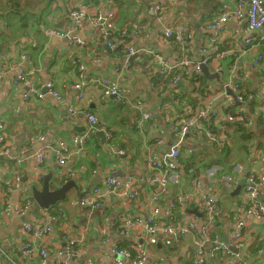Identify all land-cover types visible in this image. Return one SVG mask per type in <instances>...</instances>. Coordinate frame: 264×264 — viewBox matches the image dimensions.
<instances>
[{"label": "crops", "instance_id": "crops-1", "mask_svg": "<svg viewBox=\"0 0 264 264\" xmlns=\"http://www.w3.org/2000/svg\"><path fill=\"white\" fill-rule=\"evenodd\" d=\"M236 1L182 0L176 3L174 0H161L164 22L159 23L149 11L150 0H97V3H86L85 0H0V68L5 66L0 69L3 71L0 76V120L7 125L10 144L8 156L0 159V186H5L1 184L2 181L19 176L17 192L24 183L41 187L43 177L49 174L53 175L50 183L74 180L77 184V188L70 189L66 199L61 201L59 214L55 206L45 209L36 202L26 213L13 209L3 214L4 204L0 198V243L5 251V254H0L1 264H40L38 257L28 259L26 263L25 258L8 245L10 241L17 244L27 241L28 237L21 229L24 222L44 225L52 224L51 220H55L52 225L57 233L53 238L39 241L49 250V262L54 259L59 245L63 244L59 234L64 231L82 240L79 244L80 256L69 261V264H114L112 249L116 246L133 250L134 258L138 259L139 254L135 250L137 237L140 238L138 245L149 254L144 264H193L200 257L205 258L204 264L264 263V219L246 214L245 183L236 193L240 183L247 181L252 174L264 176V74L256 72L251 66L256 53H264V45L239 59L243 73L237 81L243 95V100H239L226 82L228 69L236 59L234 56L208 62L209 75L203 71V76L207 79L205 88H209L210 92L205 94L202 86L199 89L191 85V78H183L175 86L165 85L159 78L158 64L151 54L145 51L130 54L126 48H112L103 39L102 30L88 23L77 31L85 41L84 45L72 43L68 36L59 37L49 33L50 30L69 29L72 23L71 9L86 4L93 12L96 6L103 5L106 12H115L109 33L117 35L121 30H131L135 48H154L168 59L186 52L190 57L203 61L206 59L203 52L205 37L211 33L207 24L225 7L233 11V2ZM243 19L228 21L225 25L227 32L220 36L224 48L235 47L237 41L246 35V21ZM165 25L175 28L185 26L183 36L186 45L174 37L165 38L161 32ZM23 54L27 56L26 59H22ZM79 62L85 66L82 73ZM31 68L36 70L38 85L43 86L53 80L62 99L48 94L43 100L27 103L28 86L16 85L14 81L18 69L27 71ZM117 68L120 72L116 71ZM216 73L221 75L220 83L217 79L209 78ZM100 77L118 80L121 86L132 90V98L144 103L142 111L131 102H123L112 96L105 99L103 89L95 84ZM80 82L88 84L82 101L77 98L79 91L74 88ZM228 98L234 101L233 106L228 105ZM189 100L195 101V104L189 105ZM202 102L222 110L231 108L243 118L239 116L238 119L228 120L224 114L218 123L206 129H195L184 140L180 151V157H186L189 160L186 164L193 167L186 169L187 165L179 162L180 182H170L166 191L162 192L159 183L150 181L159 173L150 168L151 157L154 154L163 156L170 151L178 140L174 118L194 114ZM72 106L81 108L83 112L74 119H71ZM145 111L151 116L139 126L142 112ZM88 113L98 119L96 129L82 150L77 151V147L72 145L69 163L60 165L56 157L58 142L85 133ZM239 120L245 123L247 133L241 134L234 124ZM207 130L214 131L216 137L223 135L226 144L221 147L214 143L207 137ZM98 132H102L104 137ZM38 136H43V139L38 140ZM33 139L35 142L32 144ZM243 140L248 149H245ZM233 143L239 146L233 148ZM227 145L232 147L235 154H239V160L234 158L232 161V170L228 169L221 154ZM39 151L46 152V164L42 166L37 161ZM5 165H9V168H5ZM68 167L72 172L64 176L63 171ZM37 173L41 175L40 178L36 176ZM111 174L121 180L133 176L139 197L127 202L122 196L112 193L99 209L81 207L79 201L83 192L103 185ZM196 180L201 182L198 193L183 210L176 211V220L180 222L199 217L202 214L200 195L213 196L219 201L222 212L212 230L215 237L212 233L210 237H217L218 244H228L233 233L231 224L237 220L244 221V244L238 252L231 255L218 252L211 257L215 244L206 239L201 223L196 237L148 239L143 234L128 232L122 235L119 232L120 219L125 213L149 218L154 194L161 192L160 204L169 207L176 201L178 193H193ZM227 180L234 183L230 188ZM258 189L263 194L260 199L264 202V182ZM16 195L15 192L12 196L14 201ZM142 238H145L144 243ZM194 238L199 239L201 244H197Z\"/></svg>", "mask_w": 264, "mask_h": 264}, {"label": "built area", "instance_id": "built-area-1", "mask_svg": "<svg viewBox=\"0 0 264 264\" xmlns=\"http://www.w3.org/2000/svg\"><path fill=\"white\" fill-rule=\"evenodd\" d=\"M151 1V0H150ZM176 3H181L182 0H174ZM235 7L233 11L225 7L222 9L220 14H218L213 21L207 24L208 30L211 32L206 35V39L203 45V52L206 54L205 60H196L190 57L186 52L177 58H165L159 51L154 48L149 49H138L131 43H126V31L121 30L116 34L109 33L113 20L115 19V12H106L104 6H96L95 10L91 12L88 6L80 5L77 8L70 10V17L72 23L67 31L61 30H50L49 33L52 35H57L59 37H69L72 43L84 45L85 41L81 38L80 34L77 32L79 28L83 27L86 23L94 27L95 29H101L100 33H103V39L108 41L109 46L112 48H121L125 46L130 54H139L142 51L148 52L154 58L158 64V75L165 85L175 86L183 78H191V76H203V67L207 66L208 62L212 60H223L227 57L234 56L235 62L228 69V76L226 82L237 94L239 100H243V95L238 85V80L243 76L240 70L239 59L242 56H248L253 53L257 47L263 46L264 42V0H237L233 2ZM149 11L156 18L159 23H163L162 17V5L161 0H153L150 3ZM244 18V19H243ZM246 21V35L244 38L237 41L235 47L224 48L222 42L220 41V36L227 31L225 30V25L228 21ZM113 25V24H112ZM183 31H185V26L179 25L177 28L172 25H165L162 28V33L164 37L169 39L176 35V38L183 44L186 45L187 41L183 36ZM75 32V33H74ZM22 59H26V55H21ZM251 66L260 74H264V53L258 51L254 58L251 60ZM5 66H3L4 68ZM0 68V69H3ZM80 73L85 71V66L82 62H79ZM117 72L120 69L117 68ZM2 70L0 71V76L2 75ZM187 72L188 75L184 76L183 73ZM37 75L34 68L28 69L27 71L17 70L14 83L25 84L28 86V92L26 94L27 103H32L35 100H43L46 95H52L59 100L62 99L59 92L55 88V83L53 80H49L43 86L36 82L35 76ZM103 89L104 98L115 96L118 100L123 102H131L139 108L141 111L144 107V103L138 99H133L132 90L121 86L118 80H113L111 78L100 77L95 83ZM88 84L86 82L76 83L74 88L79 91L77 98L82 101L85 96V89ZM220 89H215L219 91ZM225 94V92H224ZM235 103L232 99L228 98V105L233 106ZM71 119H74L78 114L83 113L81 108L77 106H72L71 109ZM88 118V126L86 132L80 135H74L71 140H60L56 147L57 159L59 164L66 166L69 163L70 156L72 155V145L77 147V151L82 150L89 139L91 138L92 132L96 129L98 119L92 113L86 114ZM150 113L148 111L142 112L141 118L139 120V126L150 118ZM224 117V110L219 107H213L209 104L202 102V104L197 108L196 112L192 115L187 116L184 119L179 117L174 118V129L178 135V140L173 143L170 151L163 156L154 154L151 157L152 170H157L159 173L157 176L150 179L151 183H159L162 187V192L166 191L168 184L170 182L179 183L180 173H179V157L181 146L184 140L193 133L195 129L201 130L206 129L207 126L218 123ZM242 118V117H240ZM6 123L0 120V159H5L9 154V135L6 133ZM207 137L213 142L217 143L219 146L223 147L226 144V139L223 135L216 137V133L212 130H207ZM38 140L43 139V136H38ZM35 139L31 140L33 144ZM122 154L124 152H121ZM46 152L39 151L37 154V161L39 165L46 164ZM9 164V163H5ZM5 168H9V165H5ZM12 168V167H11ZM2 169L0 170V173ZM72 172L71 168H66L63 171V175H70ZM36 176L40 178L37 173ZM33 177L32 179L36 178ZM21 177L16 176L11 178V180H4L0 186L1 190V201L4 204L3 214H7L11 210L15 209L17 212H27L34 204V198L32 194V184L24 183L22 189L17 192L16 187L19 185ZM4 182V183H3ZM228 188L234 184L231 180H227ZM264 182V176L252 174L247 181H245V200L246 203V214L253 215L257 219H264V202L261 201L260 197L263 195L258 189L259 185ZM136 179L133 176H129L124 180L116 177H107L103 185L93 186L85 190L80 198L79 204L81 207L89 208L91 210L99 209L103 206L105 199L110 194H116L122 196L127 202L131 199L139 197L140 192L137 191ZM201 186V182L195 181V188L193 193L181 194L178 193L176 201L172 202L169 207H164L160 204L161 192L154 194L152 197V202H154L151 216L149 218L135 217L130 213H125L121 217L120 221V233L122 235H127L128 232L132 234H143L148 239L149 238H166L173 236L186 237H196L198 232L199 224L201 223L202 232L205 234L206 239L214 245V248L210 254L211 257H215L218 252H223L227 255L233 254V248L239 249L244 244V233L242 231L245 226L244 221L237 220L235 224H231L233 227V233L230 243H219L217 237L211 239L210 234L213 228L216 226L218 218L222 212L219 206V201L213 197L205 194L200 195V206L202 208V214L199 217H191L178 222L176 217H178L177 210H183L186 205L191 202L194 196L198 193V188ZM17 193L15 196V201L13 199V194ZM24 234L27 235L28 239L25 243L17 244L16 241H10L9 248L13 251H18L25 262L28 263V259L33 257L39 258L40 264H69V261L75 260L80 256L81 249L79 244L82 240L78 237H73L72 235L61 232L60 239L62 245H59L55 253L53 260L49 262V250L47 247L41 246L40 240L47 238H53L57 233L55 227L50 224H38L33 221L24 222L21 226ZM195 239L197 244H201L199 239ZM135 250L139 254V258H134V251L120 248L116 246L112 249V254L114 255V264H144L145 260L149 257L148 251L141 249L138 245L140 238L137 237ZM143 243L145 238L141 240ZM144 246V245H143ZM148 246V245H147ZM0 254H5L3 245L0 243ZM205 258L200 257L195 260L193 264H204ZM1 264V263H0ZM245 264H264L263 262H248Z\"/></svg>", "mask_w": 264, "mask_h": 264}, {"label": "water", "instance_id": "water-1", "mask_svg": "<svg viewBox=\"0 0 264 264\" xmlns=\"http://www.w3.org/2000/svg\"><path fill=\"white\" fill-rule=\"evenodd\" d=\"M134 57L135 55L132 57V59ZM203 71L206 73L207 76L209 75L208 74L209 70L206 66L203 67ZM209 78L217 79V81L220 83L221 75L219 73H216L210 76ZM112 98H116V97L112 96ZM98 134L104 137L102 132H98ZM111 177H116V176L111 174ZM52 178H53L52 174L46 175L43 177V185L41 187L35 184L32 186V193H33L36 205L38 204L40 207L45 208V209H47L50 206L56 205L58 202L62 200H65L67 197V192L73 187L77 188V184L74 180L58 182L55 184V183H50ZM244 183L245 182L240 183V186L237 188L236 193H238V191L241 190V186ZM190 211L199 213L197 210H190ZM51 223L54 224L55 220H51ZM238 251H239L238 249L233 248V252H238Z\"/></svg>", "mask_w": 264, "mask_h": 264}, {"label": "trees", "instance_id": "trees-1", "mask_svg": "<svg viewBox=\"0 0 264 264\" xmlns=\"http://www.w3.org/2000/svg\"><path fill=\"white\" fill-rule=\"evenodd\" d=\"M86 1V3H97V0H85ZM99 1V0H98ZM121 32V31H120ZM131 30H127V32H126V37H125V41H126V43H131V42H133V36L131 35ZM174 38H176V35H174L173 36ZM172 37V38H173ZM177 39V38H176ZM263 44H264V42H263ZM122 48H126L125 46H122L121 48H118V49H122ZM117 49V50H118ZM183 75L184 76H187L188 75V73L187 72H184L183 73ZM191 85L194 87V88H199V89H201V86H202V89H203V92L205 93V94H207V92H210L209 91V88H205V84L207 83V79L204 77V76H201V77H198V76H191ZM198 85V86H197ZM189 105H191V106H193L194 104H195V101H193V100H189ZM193 110H191V112H192ZM191 115L193 114V113H190ZM224 114H225V116H227V119L228 120H230V119H235V118H239V116H241L242 118H243V116L242 115H239V112H235L233 109H231V108H225V110H224ZM235 125H237L238 126V128H239V130H240V133L241 134H245V133H247L248 131V129L244 126L245 125V123H243L242 121H236L235 123H234ZM247 140V139H246ZM243 142H245L244 140H243ZM239 146V144H237V143H233V148H236V147H238ZM245 149H248V147H247V143L245 142ZM221 154L224 156V161H225V164L227 165V167H228V169L229 170H232V168L230 167L231 165L233 166V162H234V160H236V159H238L239 158V154L238 153H236L235 154V152L233 151V149H232V147L230 146V145H227L225 148H223V150H222V152H221ZM235 158V159H234ZM234 159V160H233ZM187 158L186 157H180L179 158V162L180 163H183L185 166H186V169H188L189 167H193V166H191V165H188V164H186V162H187ZM239 160V159H238ZM217 161V160H216ZM233 161V162H232ZM188 162H189V160H188ZM231 163V164H230ZM219 206H220V204H219ZM57 214H59V211L57 212ZM217 223H218V221H217ZM212 236L213 237H215V235H213V233H212ZM123 246H121V248H122ZM128 248V247H127Z\"/></svg>", "mask_w": 264, "mask_h": 264}, {"label": "rangeland", "instance_id": "rangeland-1", "mask_svg": "<svg viewBox=\"0 0 264 264\" xmlns=\"http://www.w3.org/2000/svg\"><path fill=\"white\" fill-rule=\"evenodd\" d=\"M151 2H153V0H151ZM181 119H184V118H181ZM235 164H237V162H235ZM67 206V204H65ZM55 208H57L58 211H61V208H62V203L60 201V203L58 202V204L54 205Z\"/></svg>", "mask_w": 264, "mask_h": 264}]
</instances>
